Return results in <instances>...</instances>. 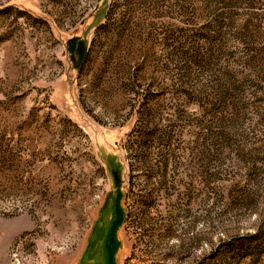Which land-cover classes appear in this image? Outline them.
Wrapping results in <instances>:
<instances>
[{
  "label": "rangeland",
  "instance_id": "1",
  "mask_svg": "<svg viewBox=\"0 0 264 264\" xmlns=\"http://www.w3.org/2000/svg\"><path fill=\"white\" fill-rule=\"evenodd\" d=\"M223 253L264 264V0H0V264Z\"/></svg>",
  "mask_w": 264,
  "mask_h": 264
},
{
  "label": "trees",
  "instance_id": "2",
  "mask_svg": "<svg viewBox=\"0 0 264 264\" xmlns=\"http://www.w3.org/2000/svg\"><path fill=\"white\" fill-rule=\"evenodd\" d=\"M216 42H218V39L216 40ZM207 43H208V46H209L210 45V41L207 40ZM68 48H69L71 54L73 53V54L76 55V52L79 51V53H80L79 56L82 57V58L85 57L86 44L84 42H82L80 45L79 44L75 45L74 44V40H70L68 42ZM209 55H210V50H209V48H207V50L205 52V55H202L201 59L203 61H205V62H208V60H209L208 56ZM255 239H256V237L252 236V235L245 237L242 240V243L239 244L240 245L239 246L240 249L239 250L237 249L236 252L242 253V257L245 258V259L250 257V256H252V255H260L261 253H263L262 251L259 250L260 249L259 248L260 244L255 242L254 241ZM227 253H229V252H227ZM228 257H229L228 254H224L223 253V256H221V257L219 256L217 261L220 264H230L229 262H227L230 259V258L228 259Z\"/></svg>",
  "mask_w": 264,
  "mask_h": 264
}]
</instances>
